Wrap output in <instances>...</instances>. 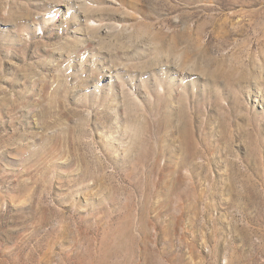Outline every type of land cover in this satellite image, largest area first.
<instances>
[{
    "label": "rangeland",
    "instance_id": "374dc122",
    "mask_svg": "<svg viewBox=\"0 0 264 264\" xmlns=\"http://www.w3.org/2000/svg\"><path fill=\"white\" fill-rule=\"evenodd\" d=\"M0 264H264V0H0Z\"/></svg>",
    "mask_w": 264,
    "mask_h": 264
}]
</instances>
